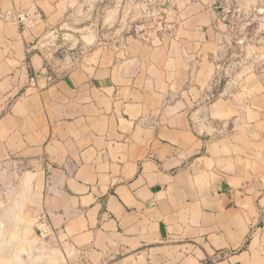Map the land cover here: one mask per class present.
<instances>
[{
	"label": "crops",
	"instance_id": "1",
	"mask_svg": "<svg viewBox=\"0 0 264 264\" xmlns=\"http://www.w3.org/2000/svg\"><path fill=\"white\" fill-rule=\"evenodd\" d=\"M151 2L63 31L82 0H0V184L29 177L37 219L83 264H264V82L250 97L178 64L168 37L199 48L213 29ZM27 8L42 22L22 33L5 16ZM51 37L79 42L65 72Z\"/></svg>",
	"mask_w": 264,
	"mask_h": 264
},
{
	"label": "rangeland",
	"instance_id": "2",
	"mask_svg": "<svg viewBox=\"0 0 264 264\" xmlns=\"http://www.w3.org/2000/svg\"><path fill=\"white\" fill-rule=\"evenodd\" d=\"M151 1L147 9L152 16H159L156 12L160 11L161 16H169V19L176 16H204L205 19L202 22L209 21V25L213 29L214 36L209 40L208 45L199 46V48L191 47L187 44L190 39L180 37V35L168 37V40L165 38L167 45L169 44L168 52H170V56L177 58L178 64L190 61L192 67H200L199 63H203V67L208 65L209 68L200 69L199 74L214 81L217 87L219 84L229 83L231 89L240 88L244 91L247 86V88H251L248 92L250 97L261 90L260 87L254 89L252 83L254 81L264 82V0ZM82 2V16H75L70 24L69 22L62 23L63 31L85 26L90 31H100L102 17L118 14L115 6L117 0H82ZM165 11L166 13H164ZM173 19L175 20V18ZM76 39L78 40V38ZM100 39V37L96 38L97 43L100 42ZM109 39L104 38L103 41L106 42ZM85 40L90 44L92 39ZM64 42L67 44L66 47L59 49L54 47L55 51L50 58L51 66L57 73L65 72L71 68L73 63L66 62L65 57L73 52L79 43L75 42V38L73 40L64 38L56 41L55 46ZM79 55L71 53L70 58L72 56L73 61L78 60ZM29 181L30 178L26 177L23 185L20 178H15L14 181H8L7 184H0V217L3 220L0 219L5 220L6 223L3 224L1 220L0 222L3 226L5 225V230L12 226L11 230L9 229L12 232L8 235L12 242L18 241V239L20 241V244L15 243L17 247L14 245L15 247L12 249L14 252L10 251L11 255L6 254L9 251H5L2 254L3 257H0L4 258L6 254V259H4L7 261L6 264H83L73 254H68L67 248L60 245L53 235V229L49 231L50 234L47 238L42 239L39 236L36 230L38 213L34 210L40 207L41 203L32 198V193L31 196L29 195ZM3 212H6L5 219L4 214L2 216ZM9 215L11 220L8 219ZM19 221L26 226H20ZM15 226L19 229L16 230ZM21 227L26 229L24 234Z\"/></svg>",
	"mask_w": 264,
	"mask_h": 264
},
{
	"label": "built area",
	"instance_id": "3",
	"mask_svg": "<svg viewBox=\"0 0 264 264\" xmlns=\"http://www.w3.org/2000/svg\"><path fill=\"white\" fill-rule=\"evenodd\" d=\"M5 17L17 25L22 33L31 31L42 22L41 14L36 8L12 9ZM36 230L39 236L45 239L52 228L45 218H40L36 222Z\"/></svg>",
	"mask_w": 264,
	"mask_h": 264
},
{
	"label": "bare ground",
	"instance_id": "4",
	"mask_svg": "<svg viewBox=\"0 0 264 264\" xmlns=\"http://www.w3.org/2000/svg\"><path fill=\"white\" fill-rule=\"evenodd\" d=\"M18 204H19V203H18ZM17 208H19V207H17ZM12 209L14 210V207H13ZM12 209H11V210H12ZM11 210H10V211H11ZM7 212H8V210H7ZM12 212H13V211H12ZM3 214H4V219H5V214H6V212H5V213L3 212V213H2V216H3ZM9 214H10V212H9ZM0 215H1V214H0ZM7 216H8V215H7ZM0 218H1V217H0ZM1 219H2V218H1ZM1 219H0V220H1ZM8 219H10V215H9V218H8ZM2 220H3V219H2ZM2 220H1V222H3V224H4L5 220H4V221H2ZM10 220H11V219H10ZM17 220H18V218H17ZM1 222H0V256L3 257L2 254H4L5 251H7V252L9 251V252L6 253V254H7V255H8V254L11 255L10 251L13 249V247L16 246L15 243L20 244V243H19L20 241H19V239H18V241H13V242H12L11 239H9V237H8V235L12 232V231L10 232V230H11L10 228H11L12 226L10 225L11 227H9L8 230H7V229L5 230V225L3 226ZM8 222H9V221H8ZM5 223H6V222H5ZM9 223H10V222H9ZM19 223H20V221H19ZM19 225H20V226L22 225L23 227H24V225L26 226V224L23 225V224H21V223H20ZM13 226H14V225H13ZM15 228H16V226H15ZM17 228H18V227H17ZM17 228H16V230H17ZM9 229H10V230H9ZM18 229H19V228H18ZM21 229H22L23 234H24L25 231H26V229H25V228H22V227H21ZM18 232H19V231H18ZM13 233H14V232H13ZM26 234H27V233H26ZM11 236H13V235H11ZM14 239H15V238H14ZM22 242H23V241H22ZM21 244H22V243H21ZM24 244H25V243H24ZM24 244H23V245H24ZM14 245H15V246H14ZM23 245H21V246H23ZM25 246H26V245H25ZM16 247H17V246H16ZM12 251H13V250H12ZM13 252H14V251H13ZM6 254H5V255H6ZM5 255H4V258H1V257H0V264H3V262L5 261V260H4V259H6V258H5ZM10 255H9V256H10ZM13 255H14V254H13ZM10 257H11V256H10ZM2 260H4V261H2ZM7 260H8V259H7ZM6 262H7V261H5L4 264H6ZM42 263H44V262H42Z\"/></svg>",
	"mask_w": 264,
	"mask_h": 264
},
{
	"label": "water",
	"instance_id": "5",
	"mask_svg": "<svg viewBox=\"0 0 264 264\" xmlns=\"http://www.w3.org/2000/svg\"><path fill=\"white\" fill-rule=\"evenodd\" d=\"M53 43V45H52ZM40 48H43L45 50H47L48 48H52L54 49L55 45H54V37H51L50 39H44L42 41V43L39 45Z\"/></svg>",
	"mask_w": 264,
	"mask_h": 264
}]
</instances>
